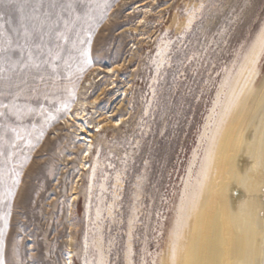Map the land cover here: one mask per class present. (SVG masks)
I'll list each match as a JSON object with an SVG mask.
<instances>
[{
  "label": "rangeland",
  "instance_id": "374dc122",
  "mask_svg": "<svg viewBox=\"0 0 264 264\" xmlns=\"http://www.w3.org/2000/svg\"><path fill=\"white\" fill-rule=\"evenodd\" d=\"M75 8L79 18L65 14L58 29L66 40L46 39V65L21 85L25 114L0 118V191L12 186L11 169L23 173L6 264H161L231 78L264 30V0H75ZM89 39L92 63L81 73ZM95 98L93 153L81 162L64 105ZM10 128L22 137L15 148Z\"/></svg>",
  "mask_w": 264,
  "mask_h": 264
},
{
  "label": "bare ground",
  "instance_id": "6f19581e",
  "mask_svg": "<svg viewBox=\"0 0 264 264\" xmlns=\"http://www.w3.org/2000/svg\"><path fill=\"white\" fill-rule=\"evenodd\" d=\"M234 75L161 264H256L264 252V30ZM67 104L66 134L84 162L95 138L88 107L97 98Z\"/></svg>",
  "mask_w": 264,
  "mask_h": 264
},
{
  "label": "snow or ice",
  "instance_id": "6c2138e0",
  "mask_svg": "<svg viewBox=\"0 0 264 264\" xmlns=\"http://www.w3.org/2000/svg\"><path fill=\"white\" fill-rule=\"evenodd\" d=\"M65 14L77 15L75 0H0V118H7L9 115L17 119L25 114L26 106L18 103L25 89L21 87L27 83L28 75L33 71L39 72L47 63L42 59L45 40L54 34L57 40H66L62 31H58L61 22L67 27L68 21L64 19ZM88 48L82 53L84 67L79 71L82 73L92 61L89 58L91 39L87 41ZM51 55V49H48ZM58 58V57H57ZM35 78V77H33ZM43 79V77H40ZM73 96L75 93L73 92ZM7 100V102H5ZM68 104L64 105L67 110ZM31 111V109H27ZM56 117H51L55 119ZM7 127V125H6ZM14 134V140L10 142L15 148V141L22 139L16 128H10ZM43 132H41V136ZM4 139L0 136V141ZM14 152L8 153V159ZM5 153L0 149V157ZM28 157H25L27 160ZM23 164H21V168ZM14 175L11 177L12 186L0 191V204L5 201L7 211L0 215L3 227L0 228V264H6L4 255V237L10 225L11 202L15 199L16 188L19 186L22 171L11 169ZM5 172L0 168V185L5 182ZM88 264V261H85ZM256 264H264V252Z\"/></svg>",
  "mask_w": 264,
  "mask_h": 264
}]
</instances>
